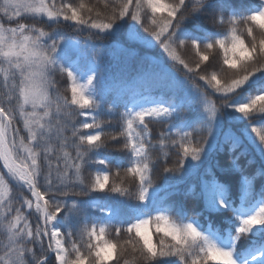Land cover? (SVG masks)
Here are the masks:
<instances>
[{"label":"snow or ice","instance_id":"snow-or-ice-1","mask_svg":"<svg viewBox=\"0 0 264 264\" xmlns=\"http://www.w3.org/2000/svg\"><path fill=\"white\" fill-rule=\"evenodd\" d=\"M254 121L264 0H0V264H264Z\"/></svg>","mask_w":264,"mask_h":264},{"label":"trees","instance_id":"trees-1","mask_svg":"<svg viewBox=\"0 0 264 264\" xmlns=\"http://www.w3.org/2000/svg\"><path fill=\"white\" fill-rule=\"evenodd\" d=\"M226 30H227L226 26L218 27V28L215 29V31L220 32V33H226ZM65 31H67V33L70 36H73V37L76 36V33H74L71 29H66ZM80 38L83 39V37H80ZM118 56H119L118 51H116V55L114 56L112 50H109L107 47L105 48V65L109 69V74L110 75H118L119 74V70L123 67V61L121 59L116 58ZM184 56H185L186 59H188L190 61L194 59L193 54H192V52L190 50H185ZM213 57H214L213 63H218L221 60V58H222V53H219V50H216L213 53ZM60 87H61V91H63V89L65 87L64 82H61ZM248 95H249V93H244L243 95H241L239 97H235V99L238 100V101L246 102ZM107 107H108V105H105V114L100 117L103 120L111 119V117L107 115V111H106ZM120 111H123V108H121ZM253 124L256 125V126L264 127V123H262L260 121H254ZM225 126L226 127L228 126V122L227 121L225 122ZM153 127L156 128L157 131H158L160 126L159 125H153ZM237 127L243 128V125H233L234 129L237 128ZM247 131H248V134L253 137V139L256 138L255 134L251 133V126L248 127ZM106 154L110 155L114 160H120L125 166H127L128 156H127L126 153L117 152V151H114L112 149H109ZM156 156H157V154H153V159H156ZM173 159H175V157H173ZM244 164H245V160L241 159V161H240L241 167H243ZM113 171H115V169H113ZM159 171L160 170L158 169L157 173H155L154 176H153V179H154V181L156 183H160L161 182L160 179H159V176H158ZM248 171L251 172L252 169H248ZM121 175H123V172H121ZM123 183H124V186H126L130 190L134 191L135 184H134V181H133V179L131 177H125ZM258 187L259 186L257 185V188ZM100 199H101L102 203L109 204V205H111L113 207L117 206V202L114 199H112V198L101 197ZM91 218L94 219V220H101L102 219L98 213L94 214L93 217H91ZM201 222L203 223V219L202 218H201Z\"/></svg>","mask_w":264,"mask_h":264},{"label":"rangeland","instance_id":"rangeland-1","mask_svg":"<svg viewBox=\"0 0 264 264\" xmlns=\"http://www.w3.org/2000/svg\"><path fill=\"white\" fill-rule=\"evenodd\" d=\"M239 174H237V176H238Z\"/></svg>","mask_w":264,"mask_h":264}]
</instances>
